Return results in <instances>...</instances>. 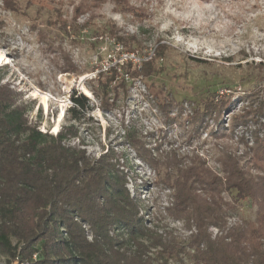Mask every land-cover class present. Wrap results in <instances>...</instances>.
I'll list each match as a JSON object with an SVG mask.
<instances>
[{
    "label": "rangeland",
    "instance_id": "rangeland-1",
    "mask_svg": "<svg viewBox=\"0 0 264 264\" xmlns=\"http://www.w3.org/2000/svg\"><path fill=\"white\" fill-rule=\"evenodd\" d=\"M116 37L128 41V73L108 71L127 55ZM0 53V83L19 93L29 119L53 134L72 125L77 137L67 142L91 158L114 152L126 189L158 232L189 233L172 212V169L164 163L203 162L221 177V150L242 162L264 140V115L235 118L247 110L248 75L264 71V0H0ZM148 59L146 76L132 74ZM73 91L90 99L76 121L78 112L67 111ZM252 97L264 102V87ZM209 106H219L216 117L201 122L197 113ZM126 129L159 162L139 157ZM215 196L231 198L224 189ZM255 213L244 200L229 221H252Z\"/></svg>",
    "mask_w": 264,
    "mask_h": 264
},
{
    "label": "trees",
    "instance_id": "trees-1",
    "mask_svg": "<svg viewBox=\"0 0 264 264\" xmlns=\"http://www.w3.org/2000/svg\"><path fill=\"white\" fill-rule=\"evenodd\" d=\"M115 39L128 53V41ZM150 59L142 60L132 74L146 76ZM130 67L126 60L108 71L128 73ZM247 79L253 87L243 94L241 102L249 103L244 115L235 116L237 122L264 115V102L252 97L264 87V71ZM92 94L98 97L94 90ZM69 100L67 111L78 112L74 121L90 108L82 92L73 91ZM219 106L224 109L227 102ZM218 107L209 106L196 117L201 122L216 117ZM27 111L19 93L0 83V256L8 264H187L186 259L191 264H264V171L252 172L262 169L264 140H256L242 162L221 150V177L203 162L178 167L171 158L164 163L172 169V212L189 232L176 237L158 232L145 217L147 208L126 189L114 152L91 158L67 142L77 137L72 125L55 134L43 132ZM125 137L139 157L159 162L136 145L128 129ZM219 189L226 190L230 200L215 196ZM244 200L255 204L254 219L230 223ZM210 228L217 230L214 235Z\"/></svg>",
    "mask_w": 264,
    "mask_h": 264
},
{
    "label": "bare ground",
    "instance_id": "bare-ground-1",
    "mask_svg": "<svg viewBox=\"0 0 264 264\" xmlns=\"http://www.w3.org/2000/svg\"><path fill=\"white\" fill-rule=\"evenodd\" d=\"M4 56L2 53H0V63L3 61ZM34 93V92H33ZM36 94H39L41 96L42 103L46 105L47 96L45 93L37 92ZM62 110V109H61Z\"/></svg>",
    "mask_w": 264,
    "mask_h": 264
},
{
    "label": "built area",
    "instance_id": "built-area-1",
    "mask_svg": "<svg viewBox=\"0 0 264 264\" xmlns=\"http://www.w3.org/2000/svg\"><path fill=\"white\" fill-rule=\"evenodd\" d=\"M125 54H127L126 56H127V58H126V56H125V59L123 60V61H126V60H128V57H130V55L128 54V53H130V52H124ZM121 54H122V52L120 53V56H121ZM36 258V255L34 254L33 255V259H35Z\"/></svg>",
    "mask_w": 264,
    "mask_h": 264
}]
</instances>
